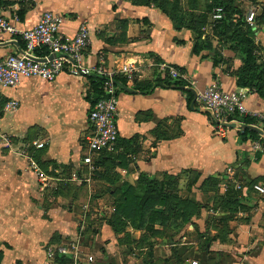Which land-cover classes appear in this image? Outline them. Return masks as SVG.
<instances>
[{
  "label": "crops",
  "instance_id": "0c3cea01",
  "mask_svg": "<svg viewBox=\"0 0 264 264\" xmlns=\"http://www.w3.org/2000/svg\"><path fill=\"white\" fill-rule=\"evenodd\" d=\"M163 5L166 11L157 0L0 3L22 29L47 10L65 16L66 33L87 21L88 64L135 69L119 77L117 149L93 164L83 161L90 77L62 73L0 86V264H264V191L255 189L264 190V151L241 130L218 133L194 98L219 81L264 111V24L246 21L255 10L245 14L256 66L239 85L247 53L235 21L214 20L217 7L205 10L202 0L192 15L173 10L171 0ZM11 37L0 34V57L18 52ZM10 102L15 108L5 109ZM161 194L163 201L155 198Z\"/></svg>",
  "mask_w": 264,
  "mask_h": 264
},
{
  "label": "built area",
  "instance_id": "2783aa9c",
  "mask_svg": "<svg viewBox=\"0 0 264 264\" xmlns=\"http://www.w3.org/2000/svg\"><path fill=\"white\" fill-rule=\"evenodd\" d=\"M224 15V8L217 7L213 19L222 20ZM65 21L63 14L47 10L33 27L22 29L6 17L0 6V34L11 35L20 46L18 52L0 57V86L18 87L24 79L30 78L55 81L62 73L72 77H101L103 95L90 109L91 132L87 136V151L83 155L84 163L93 164L96 155L117 149L120 136L117 121L119 89L122 86L119 77L124 74L131 78L135 69L132 65H125L120 72L106 71L102 66L89 65L86 58L91 46V34L87 21H82L71 33L63 31ZM246 21L251 25L256 23L254 11L246 16ZM244 98L243 90L227 91L219 81L210 84L205 91L196 93L199 107L211 115L218 133L224 134L231 128L243 131L253 127L259 138L252 142V147L255 151H264V111L249 109ZM15 106L14 102H10L5 109ZM244 117L256 121L245 124L241 120ZM233 124L235 127H231ZM39 146L43 147L44 144L40 143ZM255 189L264 191L259 186H255ZM58 250L63 254L67 252L65 248Z\"/></svg>",
  "mask_w": 264,
  "mask_h": 264
},
{
  "label": "trees",
  "instance_id": "16d2710c",
  "mask_svg": "<svg viewBox=\"0 0 264 264\" xmlns=\"http://www.w3.org/2000/svg\"><path fill=\"white\" fill-rule=\"evenodd\" d=\"M192 3L196 4L195 7L198 4V0H191ZM227 2V0H213L211 7H223L224 11H225V15L224 18L222 20H220V23H223L224 26H229L231 21H235V25H236V40L239 41L240 44H243V49H245V52L247 53V59H246V63L243 66V68L240 70L239 74V79H238V84L239 85H243L246 84L244 82V75L249 72H251L253 70V68H255L256 64H255V55L253 53V40L252 38L249 36L250 34V30L248 29H244L243 26L245 25V15H243L242 10L239 7L236 6H232V5H227L225 4ZM161 8L164 9L166 11L165 6L163 5V3H160ZM175 6V5H174ZM173 6V8H175ZM211 8V9H213ZM236 18V19H234ZM256 22L258 23H262L264 24V13L261 16V18L256 17ZM248 30V31H247ZM263 75V74H262ZM243 77V79H242ZM92 80V85L94 88V99L92 104H94V102L96 100H98L99 98L102 97L103 95V79L101 77L98 76H92L90 77ZM262 80L264 84V78L262 76ZM261 89V88H260ZM195 98V102H196V97ZM196 104L198 105V103L196 102ZM245 124H249L252 123L254 121L253 118L250 117H244L243 119H241ZM242 136L243 137H247L250 136L253 139H258V134L255 130L246 128L242 131ZM153 198V197H150ZM155 198L157 199H161L162 201L165 200L167 198L166 195L161 194L159 196H156ZM130 200V195L128 194L125 201L128 202Z\"/></svg>",
  "mask_w": 264,
  "mask_h": 264
},
{
  "label": "rangeland",
  "instance_id": "374dc122",
  "mask_svg": "<svg viewBox=\"0 0 264 264\" xmlns=\"http://www.w3.org/2000/svg\"><path fill=\"white\" fill-rule=\"evenodd\" d=\"M159 1V3H167L168 0H157ZM183 0H171V4H172V8L173 6L175 8H173V10H176L178 7H182V9H189V11H187L190 15H192V10L191 8H195L194 3H192L191 0H188L189 3V7L187 8L186 4H184L183 6L181 5ZM4 2V0H0V3ZM213 0H202V3H204L205 5V10L206 9H210L213 8L211 7ZM206 3V4H205ZM227 5H234L236 7H240V9L242 10L243 15L248 14L251 10H255L256 11V17L261 18V16L264 13V0H227V2L225 3ZM216 7V6H215ZM190 17V16H189ZM94 214H96V211H94ZM101 246V243L99 244ZM194 257L190 256V258L188 257V259H192Z\"/></svg>",
  "mask_w": 264,
  "mask_h": 264
},
{
  "label": "water",
  "instance_id": "95a60500",
  "mask_svg": "<svg viewBox=\"0 0 264 264\" xmlns=\"http://www.w3.org/2000/svg\"><path fill=\"white\" fill-rule=\"evenodd\" d=\"M207 112V111H206ZM231 127H235V125H231ZM244 127H247L246 125ZM252 129L256 130L255 128L252 127Z\"/></svg>",
  "mask_w": 264,
  "mask_h": 264
}]
</instances>
